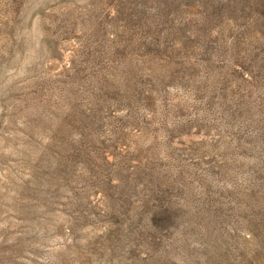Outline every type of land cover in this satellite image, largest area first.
Wrapping results in <instances>:
<instances>
[{
    "label": "rangeland",
    "instance_id": "obj_1",
    "mask_svg": "<svg viewBox=\"0 0 264 264\" xmlns=\"http://www.w3.org/2000/svg\"><path fill=\"white\" fill-rule=\"evenodd\" d=\"M0 264H264V0H0Z\"/></svg>",
    "mask_w": 264,
    "mask_h": 264
}]
</instances>
